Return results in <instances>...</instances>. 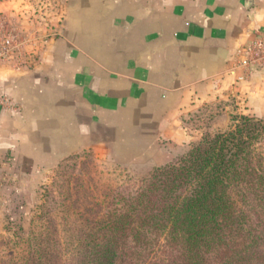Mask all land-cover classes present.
Here are the masks:
<instances>
[{
    "label": "crops",
    "instance_id": "0c3cea01",
    "mask_svg": "<svg viewBox=\"0 0 264 264\" xmlns=\"http://www.w3.org/2000/svg\"><path fill=\"white\" fill-rule=\"evenodd\" d=\"M259 32L264 0H76L37 64L0 65V206L63 158L159 168L207 115L263 113Z\"/></svg>",
    "mask_w": 264,
    "mask_h": 264
},
{
    "label": "trees",
    "instance_id": "16d2710c",
    "mask_svg": "<svg viewBox=\"0 0 264 264\" xmlns=\"http://www.w3.org/2000/svg\"><path fill=\"white\" fill-rule=\"evenodd\" d=\"M233 122L100 206L62 254L43 215L0 264H264V117Z\"/></svg>",
    "mask_w": 264,
    "mask_h": 264
},
{
    "label": "rangeland",
    "instance_id": "374dc122",
    "mask_svg": "<svg viewBox=\"0 0 264 264\" xmlns=\"http://www.w3.org/2000/svg\"><path fill=\"white\" fill-rule=\"evenodd\" d=\"M75 4L76 0H0V65L19 68L37 64L45 47L63 35ZM258 113L231 108L229 126L221 130L212 124L214 115H207L195 142L169 164L178 163L204 137L228 130L238 116L264 117V112ZM155 169L120 166L86 152L63 158L36 174L27 187L21 185L17 194L12 192L5 208L0 206V256H16L15 232L19 227L25 232L39 231L43 215L55 226L51 232L56 230L54 239L62 254L65 238L76 234L79 223L101 216L99 207L111 203L117 193L140 189ZM8 238L14 242L8 244Z\"/></svg>",
    "mask_w": 264,
    "mask_h": 264
},
{
    "label": "built area",
    "instance_id": "2783aa9c",
    "mask_svg": "<svg viewBox=\"0 0 264 264\" xmlns=\"http://www.w3.org/2000/svg\"><path fill=\"white\" fill-rule=\"evenodd\" d=\"M246 52L248 53V56L245 60H243V65L264 66V32L258 33L257 41L249 47ZM5 102L7 101L5 100Z\"/></svg>",
    "mask_w": 264,
    "mask_h": 264
}]
</instances>
